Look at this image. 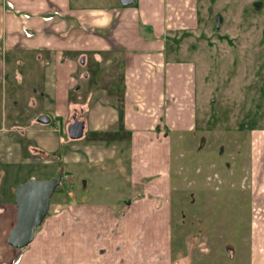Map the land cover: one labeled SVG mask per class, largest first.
I'll return each mask as SVG.
<instances>
[{
    "label": "crops",
    "instance_id": "obj_1",
    "mask_svg": "<svg viewBox=\"0 0 264 264\" xmlns=\"http://www.w3.org/2000/svg\"><path fill=\"white\" fill-rule=\"evenodd\" d=\"M137 1L134 9H117L105 2L86 0H0V100L8 79V54L26 56L15 60L18 66L25 62L31 64L30 68L25 67L29 68V83L25 81L24 93L34 110L38 106L35 97L38 64L47 71L44 83L47 91L43 95L47 109L30 115L22 126H14L12 122L7 126L6 116H0V162L59 163L63 165L62 181L71 182L69 168L72 166L79 168L88 160L114 161L122 155L134 179L133 185L143 191L124 202L117 216L111 207L102 212L95 204L76 202L60 209L55 206L43 223L44 228L48 227L46 235L51 236L47 235L45 241H35L40 232L37 230L34 241L23 249H16L8 242L17 222L15 198L0 200V264H84L95 258L91 241L103 244L105 235L111 240L120 234L126 235L127 231L130 235L143 227L145 221L150 224L147 228L150 236L155 235L154 227L163 226V221L170 224L173 191L169 172L172 169L170 134L191 133L196 126H187V120L194 117L193 104L190 106L191 97L194 102L192 70L185 75L179 65L166 62L164 37L197 28L199 11L196 0H176L177 7L171 5L172 0ZM117 53L122 55L118 58L122 67L120 77L115 75L108 87L102 82L101 72L106 68L107 55ZM92 69L96 70L93 76ZM23 78L25 74L16 72L12 79L22 84ZM83 91L87 94L82 96ZM71 92H76L74 100ZM12 100L9 108L16 112L15 119L25 118ZM44 115L50 118L49 123L38 120ZM75 117L84 123V134L78 139H72L68 132ZM66 119L70 140H84L88 133L93 137L65 151ZM16 134L22 139L17 140ZM15 191L16 188L14 194ZM73 195L74 191H70L69 196L73 198ZM153 196H158L155 203L150 201ZM140 211L144 216L140 217ZM133 214L135 219L131 217ZM54 228L56 232L62 231L60 241H51L56 234ZM136 243L139 241H118L113 251L106 245L95 253L103 257L109 252L115 253L118 258L109 264H127L132 256L127 260L128 256L125 259L124 255ZM104 249L106 254L101 252Z\"/></svg>",
    "mask_w": 264,
    "mask_h": 264
},
{
    "label": "rangeland",
    "instance_id": "obj_2",
    "mask_svg": "<svg viewBox=\"0 0 264 264\" xmlns=\"http://www.w3.org/2000/svg\"><path fill=\"white\" fill-rule=\"evenodd\" d=\"M86 1L99 4L105 2L117 9H134L138 6V1L128 7H123L121 0ZM170 3L173 7L178 6L176 0ZM196 5L200 19L198 27L190 28L189 32L177 31L164 37L166 62L179 65L185 75L188 70H192L190 72L193 75L191 86L194 82V102L191 97L190 106L193 104L195 118L188 119L187 126H196V130L191 133L170 134L172 169H169V172L173 188L170 224L163 221L162 227H154L156 236L148 234L147 228L150 224L145 221L143 227L130 235H127L128 231L126 235L119 233V237L114 240L105 235L103 244L91 241V251L95 258L84 264H104V261L109 264L114 261L115 257L118 258L115 253L109 252L103 257L95 253V250L109 245L113 251L118 241H139L138 244L131 245L125 253L124 258L128 256L127 260H131L132 256V261L127 264H198L202 258L207 259L208 256L209 262L205 264H211L210 261H216L215 264H264V192H255L252 203V198L244 191L248 184L245 183L243 173L250 151L255 157L256 167L252 170L256 172L252 179L257 180L260 163L258 159L264 154V102L256 96L253 97L255 102H252L248 92L254 83L255 90H259V79L264 77V66L262 70L260 66L264 61V50L260 48L261 33L264 29V0H196ZM24 18L26 19L25 16ZM25 57L24 54L6 56L8 79L2 87L0 116H6L7 126H11V122L14 126H22L30 115L47 109V101L43 99L47 91V86H44L47 71L40 64L36 82L38 90L35 95L38 99L37 109L34 110L33 106L28 104V97L24 92L25 85L29 83L27 76L31 64L25 62L23 66H18L15 61ZM121 57L120 53L107 55L106 68L101 74L104 79L102 82L108 87L113 84L114 76L120 73L122 67L118 58ZM88 66H91V62ZM16 72L25 74L22 84H17L18 82L12 79H15ZM90 73L93 76L96 70L92 69ZM191 78L186 77L189 80ZM19 93L22 96L20 98ZM85 93L87 94V91H83L81 95ZM75 96L76 92H71L70 97L73 100ZM11 98L13 106H16L25 118L15 119L16 112L9 108ZM259 104L263 106L260 111L257 108ZM67 121L68 119L63 127V136L67 142L65 151L72 150L75 144L93 137L88 133L84 140H70ZM245 125L255 129L250 136L251 149L248 152L245 151L248 136ZM16 136L17 140L22 139L20 135ZM202 139L207 142L201 147ZM219 142L225 148L224 153H220L221 148L217 153ZM123 158L120 155L114 161L88 160L79 168H69L71 182L63 180L57 187L51 198L48 216L52 214L55 206L60 209L66 204L76 202L95 204L102 212L111 207L116 216L120 214L124 202L138 197L143 192L140 186L133 185L134 179ZM62 171L63 165L59 163L10 165L0 162V200L14 199L13 189L29 181L28 177L48 181L59 176ZM70 191H74L73 198L69 196ZM157 199L158 196H153L150 201L154 200L152 202L155 203ZM211 200L214 201V211L204 217L202 213L207 212L205 208L211 207ZM136 211L137 209L134 212ZM139 213L140 217L144 216L143 211ZM134 215L131 216L133 219L136 218ZM210 216L213 225H206L200 235L199 231H196L198 225L194 222L208 223ZM167 217L169 214L165 219ZM50 223L49 221L48 224ZM59 224L58 226L64 229L63 224ZM55 228L53 230L56 234L52 236L51 241H60L62 231L59 229L61 232H56ZM47 229L48 227L44 228L42 224L38 228L40 232L35 241H45L47 235L51 236L46 235ZM171 229L172 241H169ZM80 253L83 255L84 250ZM64 254L67 255L68 252L65 251Z\"/></svg>",
    "mask_w": 264,
    "mask_h": 264
},
{
    "label": "water",
    "instance_id": "obj_3",
    "mask_svg": "<svg viewBox=\"0 0 264 264\" xmlns=\"http://www.w3.org/2000/svg\"><path fill=\"white\" fill-rule=\"evenodd\" d=\"M135 2L136 0H121L123 6H130ZM38 120L42 123L50 122L46 115L39 117ZM68 132L72 139L81 138L84 134V123L75 117L74 122L68 127ZM60 184L61 175L48 181L32 179L17 187L15 191L17 222L8 238L12 247L23 249L34 241L38 228L49 213L51 198Z\"/></svg>",
    "mask_w": 264,
    "mask_h": 264
},
{
    "label": "flooded vegetation",
    "instance_id": "obj_4",
    "mask_svg": "<svg viewBox=\"0 0 264 264\" xmlns=\"http://www.w3.org/2000/svg\"><path fill=\"white\" fill-rule=\"evenodd\" d=\"M260 48H262L264 50V29L261 33V40H260ZM261 66V70H262V67L264 66V61L262 62V64H260ZM261 81L260 83V86H259V90H255V88L253 86H256V83L253 84V86H251V89L249 90L248 89V92H249V95L251 97V101L252 102H255L256 99H254L253 97L256 96L257 98H260L261 101L264 102V77L259 79ZM2 102V100H0V103ZM263 107L261 104L257 105V108L259 109L260 111V108ZM262 114V113H260ZM263 115H264V111H263ZM245 130L248 132V136H247V139L245 141V145H247V149H245V151H249V149H251L250 147V136L252 134V132L255 131V129L251 128V126L249 125H245ZM262 131H264V128L262 129ZM264 142V141H263ZM249 158H246V163H245V167H244V170H243V173H244V179H245V183L248 184L247 185V189L246 187L245 188V192H247L250 197L252 198V203H253V197L255 195V192L259 191V193L261 194L262 192H264V154L261 156H259V159L258 161L260 162L259 163V172H258V179L257 180H254L252 178H254V175L256 174V172H253L254 171V156L250 154V151H249ZM247 157H248V153H247ZM252 157H253V160H252ZM253 163V164H252ZM256 168V167H255ZM253 170V171H252ZM253 175V176H252ZM62 181V180H61ZM106 249L102 250L101 252L103 254H106L107 251H105ZM170 261H171V258H170Z\"/></svg>",
    "mask_w": 264,
    "mask_h": 264
},
{
    "label": "trees",
    "instance_id": "obj_5",
    "mask_svg": "<svg viewBox=\"0 0 264 264\" xmlns=\"http://www.w3.org/2000/svg\"><path fill=\"white\" fill-rule=\"evenodd\" d=\"M206 142H207V140L206 139H202V142H201V147H202V145L203 144H206ZM219 148H221V152L220 153H224V151H225V148L223 147V145H222V143L221 142H219L218 143V146H217V153H218V150H219ZM201 149V148H200ZM240 153V152H239ZM238 153V154H239ZM240 155V154H239ZM194 196V194H192L191 195V197H193ZM211 202H212V204H211V207H208V208H205L204 210H206L207 212H203L202 214L204 215V217L206 216V215H208V214H212L213 213V211H214V208H212V206L214 205V201H212L211 200ZM212 208V209H211ZM197 219V218H196ZM209 219V221H208V223H206V221L204 222V223H202V222H199V223H197V222H194V223H196V225H198L197 226V230L196 231H199V234L200 235H202V232L206 229L205 227H206V225L207 226H209L211 223V225H213V220L211 219V216L208 218ZM211 219V220H210ZM185 238V237H184ZM186 239V238H185ZM171 241H172V229H171ZM230 250V249H229ZM207 262H209V256L207 257V259H201L199 262H198V264H205V263H207ZM215 262L216 261H210V263L211 264H215Z\"/></svg>",
    "mask_w": 264,
    "mask_h": 264
}]
</instances>
